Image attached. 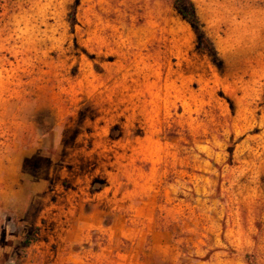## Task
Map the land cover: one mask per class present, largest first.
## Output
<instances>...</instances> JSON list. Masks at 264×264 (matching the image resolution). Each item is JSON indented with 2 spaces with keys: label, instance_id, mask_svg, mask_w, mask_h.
<instances>
[{
  "label": "rangeland",
  "instance_id": "obj_1",
  "mask_svg": "<svg viewBox=\"0 0 264 264\" xmlns=\"http://www.w3.org/2000/svg\"><path fill=\"white\" fill-rule=\"evenodd\" d=\"M190 1L0 0V264H264V0Z\"/></svg>",
  "mask_w": 264,
  "mask_h": 264
},
{
  "label": "crops",
  "instance_id": "obj_2",
  "mask_svg": "<svg viewBox=\"0 0 264 264\" xmlns=\"http://www.w3.org/2000/svg\"><path fill=\"white\" fill-rule=\"evenodd\" d=\"M81 207H87V204L80 203ZM54 207V206H53ZM82 210V208H81ZM80 221H78V215H57L52 216V220L61 223L57 231V261L56 264H99L98 262L92 261V257H96L92 250L81 249L80 246H84L87 243H93L94 239V223H96L93 216L85 213L80 214ZM56 219V220H55ZM69 221V223L67 222ZM41 215L38 217V221L35 223L36 226L43 227L41 224ZM69 225L66 227L65 223ZM76 224V225H73ZM36 241L29 248L30 258L35 259L34 264H44L45 261L50 263L48 256H54V249L50 238L45 234L43 230H40L37 234ZM51 238L55 235H51ZM47 259V260H46ZM106 264L110 261L105 258L103 262Z\"/></svg>",
  "mask_w": 264,
  "mask_h": 264
},
{
  "label": "trees",
  "instance_id": "obj_3",
  "mask_svg": "<svg viewBox=\"0 0 264 264\" xmlns=\"http://www.w3.org/2000/svg\"><path fill=\"white\" fill-rule=\"evenodd\" d=\"M175 3L181 15L197 29L199 21L196 16L195 6L190 0H171Z\"/></svg>",
  "mask_w": 264,
  "mask_h": 264
}]
</instances>
